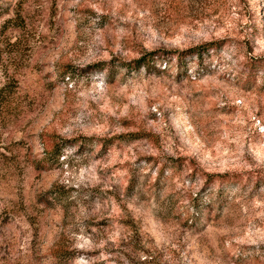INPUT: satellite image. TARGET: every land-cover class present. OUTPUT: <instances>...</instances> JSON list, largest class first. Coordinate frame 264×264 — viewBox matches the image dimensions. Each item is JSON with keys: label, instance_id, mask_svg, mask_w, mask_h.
I'll return each instance as SVG.
<instances>
[{"label": "rangeland", "instance_id": "obj_1", "mask_svg": "<svg viewBox=\"0 0 264 264\" xmlns=\"http://www.w3.org/2000/svg\"><path fill=\"white\" fill-rule=\"evenodd\" d=\"M252 57L264 0H0V264H264Z\"/></svg>", "mask_w": 264, "mask_h": 264}, {"label": "trees", "instance_id": "obj_2", "mask_svg": "<svg viewBox=\"0 0 264 264\" xmlns=\"http://www.w3.org/2000/svg\"><path fill=\"white\" fill-rule=\"evenodd\" d=\"M213 46V43L207 42L204 44H201L199 46H194V47H190L186 50L180 51L176 53V66L177 67H183L184 62L186 60L187 57H190L193 55H195L198 59L202 58V54L207 52L208 50H210ZM246 67L248 69V71L253 72V71H258L259 68H264V57H252L248 60V62L246 63ZM209 178H212V175H208ZM218 178H222V180H236V176H226V175H221ZM216 179V178H215ZM256 180L258 183H264V174H258L256 176Z\"/></svg>", "mask_w": 264, "mask_h": 264}]
</instances>
